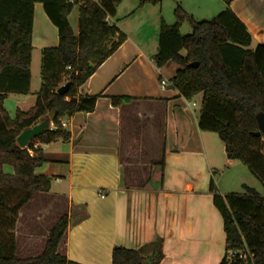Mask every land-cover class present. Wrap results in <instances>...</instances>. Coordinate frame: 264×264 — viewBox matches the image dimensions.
<instances>
[{
    "label": "crops",
    "instance_id": "0c3cea01",
    "mask_svg": "<svg viewBox=\"0 0 264 264\" xmlns=\"http://www.w3.org/2000/svg\"><path fill=\"white\" fill-rule=\"evenodd\" d=\"M122 2L109 22L126 41L80 90L101 95L95 111L62 121L70 133L67 143L37 144L49 160L38 169L52 179L46 193L49 208L38 211L35 221L29 212L20 211L17 242L25 246L39 240L44 247L51 231L43 228L47 217L64 203L70 225L59 252L73 263L112 264L116 247L139 250L159 237L165 255L160 264H220L226 235L210 186L217 183L215 171L225 163L226 151L211 133L200 130L199 115L187 109L179 91L162 88L161 81L170 82L178 67L168 63L158 68L154 63L161 26L177 23L176 9L171 17L165 1L142 7L138 0ZM188 2L196 4L197 11L186 7ZM178 6L198 22L210 21L230 7L252 35L251 49L264 44V0H179ZM34 17L32 61L34 53L59 45L58 29L41 3L34 5ZM113 97L130 99L114 107ZM35 102L36 95L12 94L3 107L11 117L13 110L27 112ZM149 135L156 136L158 146L154 157L143 163L150 152L144 146ZM230 162L232 167L240 163ZM135 168L140 175L130 171Z\"/></svg>",
    "mask_w": 264,
    "mask_h": 264
},
{
    "label": "trees",
    "instance_id": "16d2710c",
    "mask_svg": "<svg viewBox=\"0 0 264 264\" xmlns=\"http://www.w3.org/2000/svg\"><path fill=\"white\" fill-rule=\"evenodd\" d=\"M101 1L0 0V264H76L59 252L70 225L69 215L51 229L40 254L29 258L17 257L15 228L22 208L36 195L51 191V177L36 174L49 163L37 144L70 140L62 121L95 111L101 95L80 90L126 41L119 28L109 22L123 0ZM163 1L138 0L140 7ZM36 3L43 5L58 29L59 45L41 52L42 89L36 94L35 105L11 119L3 107L5 99L30 93ZM76 7L77 34L69 20ZM175 15L174 26H161L155 65L161 68L173 63L178 67L171 87L188 101L202 95L200 130L217 134L227 159L246 165L264 186V136L254 135L260 131L257 116L264 114V44L251 49L252 35L230 7L210 21H195L180 6ZM185 20L192 27L186 36L180 33ZM194 63L198 67H191ZM66 84H70L68 92L59 95L57 91ZM125 99L130 98L113 97L112 105L119 107ZM52 111L54 120L44 133L26 149L20 148L18 137L47 120ZM164 164L161 160L162 169ZM6 167L13 169V175L5 172ZM245 191L222 196L215 182L211 183L214 206L222 216L226 235V254L220 264H264V195L248 187ZM163 244L158 237L139 250L116 247L112 264H160L165 257ZM231 252L236 255L229 259ZM242 252L253 259H240Z\"/></svg>",
    "mask_w": 264,
    "mask_h": 264
},
{
    "label": "rangeland",
    "instance_id": "374dc122",
    "mask_svg": "<svg viewBox=\"0 0 264 264\" xmlns=\"http://www.w3.org/2000/svg\"><path fill=\"white\" fill-rule=\"evenodd\" d=\"M178 1L179 0H165L164 10H165L167 16L168 15H170L171 17L174 16V10L176 9ZM125 2L126 3L129 2L131 4L132 0H125ZM135 2H137V1H135ZM188 4L189 5L188 6L186 5V7H188L191 11H197L196 10L197 9L196 4H193L191 2H188ZM69 18H70L69 20H70L71 26H73L74 32L77 34L78 33V18H79V12H78L77 7L73 10V12L71 13V16ZM118 19H119V17H118ZM190 23L191 22H189L188 20H185L182 23V25L180 27V33L182 35L186 36V35H189L192 33V27H191ZM183 53H185V52L183 51ZM170 66L177 68V66L173 63H171ZM41 67H42V53L36 52L33 55V61H32V66H31V70H32L31 74H32V80H33V84L31 85L30 93H29V95L31 97L36 95L40 91V89H42L41 88V84H42ZM168 73H170V71L167 69V71H165V74L167 75ZM186 102H187V109L190 110V112L192 114H195V115L200 114V112H201L200 110L202 107V95L201 94L196 96L194 99H191L190 101L187 100ZM193 104H195V105H193ZM15 116H16V114H15V111L13 110V115L11 116V119H14ZM210 135H212L214 138H216L217 142L220 144V146L224 150L225 146L222 143V141L220 140L219 136L215 133H211ZM145 138H146V140H144V146L150 152L146 156L145 155L143 156V163H147V161H150L151 158L154 157L155 149L158 146L157 145L158 140H156V136L153 137V136L149 135V136H145ZM31 154L33 155V153H31ZM225 160L226 161L223 164L222 168L219 171H215V173H216L215 181L217 182L216 186L218 188L219 193H221L224 196L228 195L229 193H245V189L240 186L241 183L242 184L244 183L249 188L256 190L261 195H264V186L262 185V183L259 180H257L252 175V173L250 172V170L248 169V167L246 165H244L243 163H239V164H237L238 167H232L233 165L231 164V162L228 159H225ZM240 169L243 171H241ZM135 170H138V171H136L135 176L140 175L139 169L135 168V169H132L130 171L134 172ZM5 171L12 173V168L6 167ZM148 172H150V170H148ZM36 174L42 175V171L37 170ZM46 197H47V194L36 195L33 200H31L27 205H25L22 208L24 211L23 213L29 212L30 217L32 218V220L35 221V215H36V213H38V211L45 212L49 208V207H47L48 205L46 203ZM64 209H65V211H63ZM67 214H68V212H67L65 205L63 203V205L60 206V209H57L56 211H52V215H49L47 217L48 220L45 222L46 224L43 228L45 230L48 227L50 229H52L57 224V222H58L57 220H59L61 217L65 216ZM26 224L28 226H30V221L27 220ZM15 230H17V229L15 228ZM34 232L38 233L37 231H34ZM21 241L18 243L19 249L17 252V257H19V258H29V257L36 256V255L40 254V252L44 248L42 246V242L39 240L35 241L34 244H31V245L25 244V246L23 244L24 242L23 241L21 242Z\"/></svg>",
    "mask_w": 264,
    "mask_h": 264
},
{
    "label": "water",
    "instance_id": "95a60500",
    "mask_svg": "<svg viewBox=\"0 0 264 264\" xmlns=\"http://www.w3.org/2000/svg\"><path fill=\"white\" fill-rule=\"evenodd\" d=\"M191 67H193V68L198 67V63L192 64ZM69 88H70V84H66V85L62 86L57 91V93L59 95L64 96L68 92ZM54 117H55V112L52 111L49 114L47 120H44L42 123L35 125L31 129L24 131L17 139L18 146L22 149H26L30 142H32L33 140H35L36 138H38L39 136H41L44 133L46 128L49 126L50 122H52L54 120ZM257 121H258V126H259L260 131H258L257 133H254V135L257 137H262V136H264V114H262V113L259 114L257 116Z\"/></svg>",
    "mask_w": 264,
    "mask_h": 264
},
{
    "label": "built area",
    "instance_id": "2783aa9c",
    "mask_svg": "<svg viewBox=\"0 0 264 264\" xmlns=\"http://www.w3.org/2000/svg\"><path fill=\"white\" fill-rule=\"evenodd\" d=\"M91 1H93L94 3H100V2H102L101 0H91ZM71 2H74V0H71ZM68 69H70V67H68ZM161 86H162V88H167V87H169V86H171V84H170V82H168V81H166V80H162L161 81ZM193 105H195V104H193ZM62 127L64 128L65 126H66V124H64L63 122H62ZM105 193L103 192V191H100V196H101V198H105ZM235 255H236V253H230V257H229V259H231V258H233V257H235ZM253 255H250L248 252H242V253H240L239 254V258L240 259H247V258H250L251 260L253 259Z\"/></svg>",
    "mask_w": 264,
    "mask_h": 264
}]
</instances>
